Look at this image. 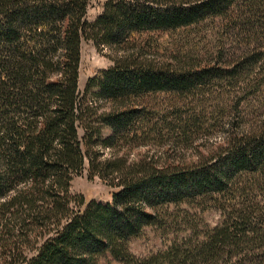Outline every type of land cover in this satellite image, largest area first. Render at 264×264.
Wrapping results in <instances>:
<instances>
[{"label": "trees", "instance_id": "trees-1", "mask_svg": "<svg viewBox=\"0 0 264 264\" xmlns=\"http://www.w3.org/2000/svg\"><path fill=\"white\" fill-rule=\"evenodd\" d=\"M238 1L249 12L264 6L106 0L88 21L89 0H0V264H264V207L248 199L264 200V121L187 167L129 163V152L117 150L161 128L189 127L177 105L159 124L144 96H193L260 57L246 51L233 61L159 62L142 56L138 39L225 18ZM83 40L121 54L87 79L80 96ZM88 93L103 103L86 101ZM84 171L118 187L110 201L86 202L69 191ZM204 200L221 220L202 235L188 233L145 257L129 251L143 228L163 226L170 205Z\"/></svg>", "mask_w": 264, "mask_h": 264}, {"label": "rangeland", "instance_id": "rangeland-1", "mask_svg": "<svg viewBox=\"0 0 264 264\" xmlns=\"http://www.w3.org/2000/svg\"><path fill=\"white\" fill-rule=\"evenodd\" d=\"M105 2L89 0L86 20L92 21L99 15ZM234 12H227L225 18L211 17L185 28L148 33L138 39L142 56L159 62L174 59L182 63L233 61L246 51L260 53V57L248 68L238 70L235 76L217 79L212 85L199 88L193 96L183 95L180 100L167 94L144 96L141 102L149 103L157 111L155 117L159 124L170 111L169 107L177 105L181 119L189 127L183 130L179 127L161 128L153 138L136 140L129 146L119 143L117 150L119 154L129 152L126 155L129 163L146 158L158 167H187L213 154L225 145L230 135L264 121V6L249 12L245 1H238ZM120 54L121 51L110 47L95 46L90 40L81 42L77 80L80 96L87 79L100 69L111 66ZM85 99L90 103H103L90 93ZM104 155L108 156L106 150ZM117 190L118 187L110 186L96 176L87 179L86 171L73 177L69 184V191L81 194L86 202H108ZM258 195L261 193L257 190L255 196ZM250 197L252 204L264 207V200L255 201L252 193L248 199ZM220 220V211L210 201L181 203L178 207L170 205L162 219V227L143 228L140 235L129 239L127 246L135 257H145L165 249L173 240L185 238L188 233L200 236L207 227ZM249 247L252 252L258 250L254 245Z\"/></svg>", "mask_w": 264, "mask_h": 264}]
</instances>
